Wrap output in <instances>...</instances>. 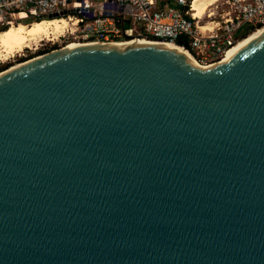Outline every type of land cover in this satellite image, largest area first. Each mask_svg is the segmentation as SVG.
Instances as JSON below:
<instances>
[{"label": "water", "instance_id": "95a60500", "mask_svg": "<svg viewBox=\"0 0 264 264\" xmlns=\"http://www.w3.org/2000/svg\"><path fill=\"white\" fill-rule=\"evenodd\" d=\"M0 264H264V33L215 65L98 39L1 72Z\"/></svg>", "mask_w": 264, "mask_h": 264}, {"label": "built area", "instance_id": "2783aa9c", "mask_svg": "<svg viewBox=\"0 0 264 264\" xmlns=\"http://www.w3.org/2000/svg\"><path fill=\"white\" fill-rule=\"evenodd\" d=\"M194 2L174 0L175 6L162 9L157 0H0V30L27 19L65 18L71 26L59 38L68 43L151 36L215 65L234 45L264 27V0H225L228 8L220 20L218 2L202 20L193 14Z\"/></svg>", "mask_w": 264, "mask_h": 264}, {"label": "bare ground", "instance_id": "6f19581e", "mask_svg": "<svg viewBox=\"0 0 264 264\" xmlns=\"http://www.w3.org/2000/svg\"><path fill=\"white\" fill-rule=\"evenodd\" d=\"M219 1L220 0H195L193 4L194 16L202 20L208 13L209 9ZM70 26V23L65 18L47 19L32 23L19 22L16 25L8 27L9 29L7 31L0 33V57L7 60L9 56L13 57V55L19 51L34 47L35 43L39 41H43L44 39L54 41L63 35L66 29ZM203 30H206L204 26ZM263 33L264 27L254 31L249 36L234 45L227 53L223 62L233 58L237 53L255 41ZM135 40L148 41L141 38H137ZM149 42L164 44L187 52L179 46L168 44L166 42Z\"/></svg>", "mask_w": 264, "mask_h": 264}, {"label": "rangeland", "instance_id": "374dc122", "mask_svg": "<svg viewBox=\"0 0 264 264\" xmlns=\"http://www.w3.org/2000/svg\"><path fill=\"white\" fill-rule=\"evenodd\" d=\"M224 1L225 0H220L217 3L219 8H218V13H216V16H217L216 20H220V14H222L228 8V6L224 3ZM212 8L214 9L215 5ZM29 20H31V19L22 20V22H28L29 23ZM33 22H35V21H33ZM30 23H32V22H30ZM142 36H143V34H142ZM140 38H142V37H140ZM146 40H148V39H146ZM69 42H71V41H69ZM67 43L68 42H66V39H63V38H58L54 41H49V40L44 39L43 41H39V42L35 43V46L32 48H27L25 50L19 51L18 53L13 55V57L9 56L7 60L3 59V57H0V73L3 71H6L7 69L13 68V67L25 62V61H28L34 57H37V56H39V55H41L47 51L53 50L55 48H58V47H61L64 45H67ZM71 43H73V42H71ZM68 44H70V43H68ZM1 70H3V71H1Z\"/></svg>", "mask_w": 264, "mask_h": 264}, {"label": "crops", "instance_id": "0c3cea01", "mask_svg": "<svg viewBox=\"0 0 264 264\" xmlns=\"http://www.w3.org/2000/svg\"><path fill=\"white\" fill-rule=\"evenodd\" d=\"M157 2L162 9H168L175 6L174 0H157Z\"/></svg>", "mask_w": 264, "mask_h": 264}, {"label": "trees", "instance_id": "16d2710c", "mask_svg": "<svg viewBox=\"0 0 264 264\" xmlns=\"http://www.w3.org/2000/svg\"><path fill=\"white\" fill-rule=\"evenodd\" d=\"M46 19H48V18H44V19H41V20H46ZM41 20H38V21H41ZM8 29H9V28H4L3 30H0V33H1V32H4V31H7ZM147 38H148V40H150V41H155V39H153L151 36H148ZM182 40L185 41L184 38H182ZM44 54H45V53H44ZM1 71H3V70H1Z\"/></svg>", "mask_w": 264, "mask_h": 264}]
</instances>
